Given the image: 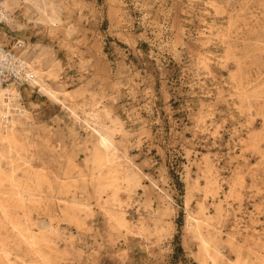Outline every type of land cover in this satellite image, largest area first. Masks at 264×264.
<instances>
[{
	"label": "rangeland",
	"instance_id": "374dc122",
	"mask_svg": "<svg viewBox=\"0 0 264 264\" xmlns=\"http://www.w3.org/2000/svg\"><path fill=\"white\" fill-rule=\"evenodd\" d=\"M10 2L0 40L55 61L78 117L24 86L37 131L0 181V264H204L193 219L220 264H264V0ZM86 121L112 134L115 187Z\"/></svg>",
	"mask_w": 264,
	"mask_h": 264
},
{
	"label": "bare ground",
	"instance_id": "6f19581e",
	"mask_svg": "<svg viewBox=\"0 0 264 264\" xmlns=\"http://www.w3.org/2000/svg\"><path fill=\"white\" fill-rule=\"evenodd\" d=\"M10 1L11 0L1 1L5 9L4 24H6L7 26H12L15 23L10 8ZM25 3L33 13L39 16L38 19L42 20L44 16L43 14L45 13V8L43 5L44 0H25ZM31 18L33 17L31 16ZM48 19L49 22L53 23L54 25H56L59 21V19L55 15H48ZM3 39H8V35L5 31H3ZM0 41L4 44L2 40ZM22 49V54L26 58V60H24L26 66L34 74L32 80H30L25 85V90L27 92H34V90H38L50 101L63 105L64 108L69 110L75 117H78L77 113L71 107L66 105V92H63L62 90H56L48 82V80H50L51 78H57L55 61L48 65V67H44L42 65L43 63L39 60V54L35 49L32 48L31 44H26L22 47ZM32 104L33 106H35L34 103ZM35 110L36 109H34V107H32L31 105L27 107L23 99V94L19 90H17L14 85L0 87V116L3 114L9 116L8 120L0 119V181L3 179H15L16 173L15 166H13L14 161L12 160V156L20 158L22 152L28 153L30 151V148L35 144L37 121L34 119L35 123L34 125H32L30 122L31 119H29L33 118ZM86 123L90 127V130L92 131V134L95 138V146L92 152V162L94 168L98 171V173H96L98 188L100 191H102L103 188L108 186L115 187L119 178L115 175L116 172L110 168L111 164L114 161L113 155L111 153V150L114 147V139L112 137V134L110 133L109 129H107L105 126H101V124L91 125L88 121H86ZM105 168L107 169L105 170ZM24 176L26 177L28 175L24 174ZM125 179L130 182L133 178L127 175ZM20 189V187H14L9 196L15 197L19 200L21 199L22 201H24V197H26V199L33 203V205H36L40 202V198L32 197L29 191H26L28 195H23L24 193ZM114 195H116V193H114ZM109 202L111 203V201L107 200V203ZM188 204L189 200H187V205ZM110 212H112L121 223H126L124 217L120 213L112 210H110ZM188 229L195 235V237L199 241V255L202 262L204 264H220L219 252L217 249H212L211 239L207 238L202 233L201 222L197 219L190 220L188 223ZM245 263L241 260L240 257H238L234 261H231L229 264Z\"/></svg>",
	"mask_w": 264,
	"mask_h": 264
},
{
	"label": "built area",
	"instance_id": "2783aa9c",
	"mask_svg": "<svg viewBox=\"0 0 264 264\" xmlns=\"http://www.w3.org/2000/svg\"><path fill=\"white\" fill-rule=\"evenodd\" d=\"M5 21V9L0 0V27ZM12 47L7 48L0 41V87L14 85V87L23 92L24 86L32 80L34 74L26 66L24 58L19 52H14ZM0 119L8 120L9 116L1 115Z\"/></svg>",
	"mask_w": 264,
	"mask_h": 264
}]
</instances>
